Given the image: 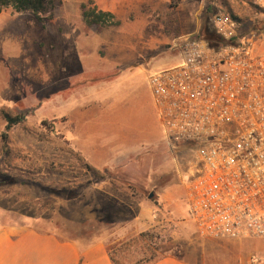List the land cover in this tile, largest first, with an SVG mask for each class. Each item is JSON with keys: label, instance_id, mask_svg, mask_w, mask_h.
Returning a JSON list of instances; mask_svg holds the SVG:
<instances>
[{"label": "rangeland", "instance_id": "1", "mask_svg": "<svg viewBox=\"0 0 264 264\" xmlns=\"http://www.w3.org/2000/svg\"><path fill=\"white\" fill-rule=\"evenodd\" d=\"M92 2L120 25L85 26L79 0H62L44 25L30 13L0 14V227L120 244V264L193 251L201 238L186 188L195 150L169 141L149 78L179 63L203 28L216 32L219 10L258 20L262 51L264 18L243 0ZM31 107L4 140L5 117Z\"/></svg>", "mask_w": 264, "mask_h": 264}, {"label": "built area", "instance_id": "2", "mask_svg": "<svg viewBox=\"0 0 264 264\" xmlns=\"http://www.w3.org/2000/svg\"><path fill=\"white\" fill-rule=\"evenodd\" d=\"M264 16V0H243ZM225 41L239 25L213 16ZM245 34L218 48L187 41L179 63L154 72L149 86L169 141L191 146L186 199L202 238L264 240V49Z\"/></svg>", "mask_w": 264, "mask_h": 264}, {"label": "crops", "instance_id": "3", "mask_svg": "<svg viewBox=\"0 0 264 264\" xmlns=\"http://www.w3.org/2000/svg\"><path fill=\"white\" fill-rule=\"evenodd\" d=\"M200 238L195 250L168 254L150 264H264V240ZM117 247L120 244L103 239L89 243L62 240L27 225L0 227V264H120L114 253Z\"/></svg>", "mask_w": 264, "mask_h": 264}, {"label": "trees", "instance_id": "4", "mask_svg": "<svg viewBox=\"0 0 264 264\" xmlns=\"http://www.w3.org/2000/svg\"><path fill=\"white\" fill-rule=\"evenodd\" d=\"M62 3V0H0V14L7 9H10L13 13H30L34 18L42 25L51 21L54 17V13L58 6ZM171 7L178 6V0H170ZM81 17L85 26H97L101 28L117 27L120 25V20L110 11H104L98 9L93 5L92 0H88L86 3L80 4ZM231 16L236 20L239 25L237 36L233 37L230 41L225 42L217 32H210L207 28H203L201 31V37L205 40L209 46L218 48L219 46L230 43L234 44L240 36L245 34H254L255 38L261 37V29L258 28V20L243 21L237 17ZM264 18V16H261ZM36 110V107L26 108L19 110L14 118L5 117L6 125L4 128L3 138L7 140L8 132L10 129L25 120L27 116L32 114ZM0 183H3L0 178Z\"/></svg>", "mask_w": 264, "mask_h": 264}, {"label": "water", "instance_id": "5", "mask_svg": "<svg viewBox=\"0 0 264 264\" xmlns=\"http://www.w3.org/2000/svg\"><path fill=\"white\" fill-rule=\"evenodd\" d=\"M151 196H152V194L149 195V197H151Z\"/></svg>", "mask_w": 264, "mask_h": 264}]
</instances>
